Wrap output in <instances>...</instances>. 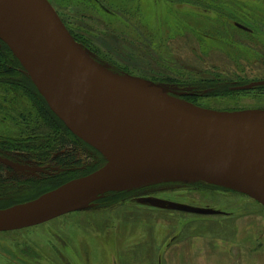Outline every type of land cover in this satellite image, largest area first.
<instances>
[{
    "label": "rangeland",
    "instance_id": "1",
    "mask_svg": "<svg viewBox=\"0 0 264 264\" xmlns=\"http://www.w3.org/2000/svg\"><path fill=\"white\" fill-rule=\"evenodd\" d=\"M49 1L76 41L114 72L150 80L204 110H264V86L234 89L264 80V0ZM16 82L0 77V201L7 207L34 199L30 181L75 175L68 182L107 163L82 141L49 154L46 134L57 135L42 132L46 113ZM23 139L26 147L13 146ZM215 186L156 182L0 232V264H264V205Z\"/></svg>",
    "mask_w": 264,
    "mask_h": 264
},
{
    "label": "water",
    "instance_id": "2",
    "mask_svg": "<svg viewBox=\"0 0 264 264\" xmlns=\"http://www.w3.org/2000/svg\"><path fill=\"white\" fill-rule=\"evenodd\" d=\"M0 40L53 113L107 159L92 173L0 209V232L166 180L207 182L264 205V110H204L150 80L114 72L76 41L49 0H0ZM255 86L264 80L234 89Z\"/></svg>",
    "mask_w": 264,
    "mask_h": 264
},
{
    "label": "trees",
    "instance_id": "3",
    "mask_svg": "<svg viewBox=\"0 0 264 264\" xmlns=\"http://www.w3.org/2000/svg\"><path fill=\"white\" fill-rule=\"evenodd\" d=\"M0 46H1L0 47V58H1L0 77L4 76L6 78H17L18 82H16L15 84L22 86L26 90V92L34 98L33 100L35 102L37 101L39 104H41L42 108H40V109L44 113H46L45 116L49 120V122H47V126H45V128L43 130H42V127L40 124L38 125L39 127H37V126L33 127L34 129H32V130H37V129L42 130V132L44 134H46L47 133L46 130L48 128L49 129L51 128V130H53L54 133L57 135V137H52L50 134L49 135L46 134V136L48 138L47 147L49 148V154L52 151L58 152L60 150L65 149L67 146L78 144V141H82L80 138H78L76 135H74L66 127V125L53 113V111L49 108L45 98L43 97V95H41V93L39 92V90L37 89V87L35 86L33 81L28 77V75L19 71V69L23 70L24 68L21 65L20 61L14 56L11 49L1 40H0ZM207 82H208V83H206L207 85L209 84L213 87H215V86L217 87V85L219 84L217 82H212V81H207ZM28 109H29V107H28ZM28 113L29 114H27L24 117V119H25L24 126L25 127L26 126L29 127L32 123L31 122V119H32L31 108L29 109ZM36 133H39L40 137H41V135H42L41 132H36ZM26 140H27V138H26ZM23 142H25V139H23L22 141H19V140L14 141L13 146H15L16 148L26 147L25 143H23ZM82 142H84V141H82ZM26 150L32 156H33V153H36L35 149L30 150V148H26ZM71 159H72V156H64L63 159L62 158L60 159V161L62 163H66V162L71 163ZM2 168H3V165L0 164V193L4 194L6 191V190H4L6 187V184L2 178ZM92 172H90V173H92ZM81 175H83V174H81ZM74 176L75 175L72 176L71 173H63V174L59 175L58 177H54V178H51L48 180H33V181H30L26 184V186L28 188L27 191L31 192V196H32L31 199H33V198L36 199L39 197V195H37L38 193H42V192L47 191V190H53V189L61 186L62 184H64V182L66 183L67 180L72 179V177H74ZM208 185L209 186H215V185L209 184V183H208ZM215 187H217V186H215ZM221 188L226 189L225 187H221ZM133 190L110 191L103 196H106L107 199H111V198L115 199V198H119L121 196H124L125 194H127ZM8 205H10V203H8L6 201H4V202L0 201V207L5 208Z\"/></svg>",
    "mask_w": 264,
    "mask_h": 264
}]
</instances>
